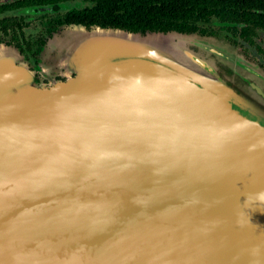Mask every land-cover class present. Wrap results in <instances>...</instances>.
Instances as JSON below:
<instances>
[{
	"label": "water",
	"instance_id": "obj_1",
	"mask_svg": "<svg viewBox=\"0 0 264 264\" xmlns=\"http://www.w3.org/2000/svg\"><path fill=\"white\" fill-rule=\"evenodd\" d=\"M68 28L38 76L0 50V242L47 246L34 264H264L217 255L264 234V72L214 38Z\"/></svg>",
	"mask_w": 264,
	"mask_h": 264
},
{
	"label": "flooded vegetation",
	"instance_id": "obj_2",
	"mask_svg": "<svg viewBox=\"0 0 264 264\" xmlns=\"http://www.w3.org/2000/svg\"><path fill=\"white\" fill-rule=\"evenodd\" d=\"M31 1L33 0H0V48L17 56L29 70L37 71L40 64L39 55L43 53L48 40L67 27L80 26L87 30L93 29L95 27L93 23L86 26L66 22L81 18L93 22V10H97L103 0H36L37 4L15 6ZM123 12V9L117 6L115 13L120 15ZM34 20L45 23L37 34L32 30ZM195 26L194 31L183 34H195L225 41L236 47L240 53L251 51L249 49H254L259 54L264 53L262 46L256 42L257 37L261 33L264 34V30L251 27L253 43L248 42L243 37L245 25L237 19L223 20L212 15L208 19L195 21Z\"/></svg>",
	"mask_w": 264,
	"mask_h": 264
},
{
	"label": "trees",
	"instance_id": "obj_3",
	"mask_svg": "<svg viewBox=\"0 0 264 264\" xmlns=\"http://www.w3.org/2000/svg\"><path fill=\"white\" fill-rule=\"evenodd\" d=\"M37 3L33 0L15 6ZM117 6L124 11L120 15L115 13ZM212 15L223 20L237 19L244 24L243 37L248 42L253 43L252 28L264 30V0H103L99 8L93 10V22L81 18L66 23L86 26L93 23V26L102 29L141 35L170 32L183 34L196 29L195 21L208 19ZM261 55L264 58V53Z\"/></svg>",
	"mask_w": 264,
	"mask_h": 264
},
{
	"label": "bare ground",
	"instance_id": "obj_4",
	"mask_svg": "<svg viewBox=\"0 0 264 264\" xmlns=\"http://www.w3.org/2000/svg\"><path fill=\"white\" fill-rule=\"evenodd\" d=\"M189 199L190 198H186L187 201H189ZM236 202L239 203L241 206L243 204H246V200H242V198L239 197L237 198V200L233 199L231 201V204L233 205ZM250 208L254 210L259 209L252 202L250 203ZM185 209L187 210L189 208L186 206ZM257 213H259L258 216L264 215V211L249 212V214L251 215H255ZM259 219H261V217H259ZM262 221L264 223V217L262 218ZM256 228H264V224L260 223V225ZM254 233L255 236L253 237L252 232H247V236L245 237L247 239L246 245L240 243L224 245L227 250H222V253H218L217 255L233 260L244 261L246 260V258H248V260L254 258L259 259L260 261H264V234L255 230ZM215 238L219 240L225 239L220 236H217ZM211 247V252H214L218 249L217 244H211ZM47 249L48 247L43 245L21 244L18 242H0V264H34V261L38 259V253L40 252L41 255H44Z\"/></svg>",
	"mask_w": 264,
	"mask_h": 264
},
{
	"label": "rangeland",
	"instance_id": "obj_5",
	"mask_svg": "<svg viewBox=\"0 0 264 264\" xmlns=\"http://www.w3.org/2000/svg\"><path fill=\"white\" fill-rule=\"evenodd\" d=\"M44 25H45V23H41L40 21L34 20L32 22V30L34 31V34H37V32H40L43 29ZM64 29L68 30L70 28L67 27V28H64ZM64 29H62V30H64ZM193 35H195V34H193ZM196 36H198V35H196ZM216 40H218V39H216ZM218 41H220V40H218ZM220 42H225V41H220ZM256 42H257V44H260L262 46L263 50H264V34L261 33L257 37ZM225 43H227V42H225ZM227 44H229V43H227ZM229 45L237 52L238 55L243 57L246 61L252 63L254 66L259 67L262 70V72H264V58L262 57L261 54L257 53L256 50L249 49L251 51H247L246 50L245 53H240L236 47H234L231 44H229ZM187 47L189 48V50L194 51L195 53H202V54L205 53V52H202L197 45L188 44ZM221 68H225V67L221 66ZM38 71L39 70H37V71L34 70V72H37V74H36L37 76L39 75ZM50 76L53 79V76H55V75H50ZM40 78L42 79L43 77L40 76ZM54 79L57 80V79H61V78L59 76H55ZM42 82L45 84L43 87H45L46 89H50L52 87V86H49L48 80L42 79ZM41 87H39L38 89L41 90Z\"/></svg>",
	"mask_w": 264,
	"mask_h": 264
},
{
	"label": "crops",
	"instance_id": "obj_6",
	"mask_svg": "<svg viewBox=\"0 0 264 264\" xmlns=\"http://www.w3.org/2000/svg\"><path fill=\"white\" fill-rule=\"evenodd\" d=\"M62 31V30H61ZM58 33H60V31L58 32ZM58 33H56V34H58ZM54 37V36H53ZM52 37V38H53ZM50 40V39H49ZM48 40V41H49ZM47 44H48V42H47ZM46 47V46H45ZM45 49V48H44ZM0 50H3V51H5V52H8L7 50H5V49H2V48H0ZM8 53H10V52H8ZM11 54V53H10ZM11 55H13V54H11ZM13 56H15V55H13ZM15 57H17V56H15ZM23 63V62H22ZM24 64V63H23ZM25 65V64H24ZM26 66V65H25Z\"/></svg>",
	"mask_w": 264,
	"mask_h": 264
}]
</instances>
